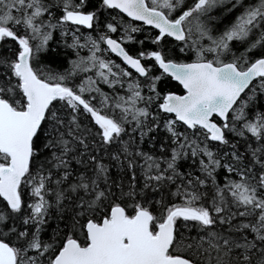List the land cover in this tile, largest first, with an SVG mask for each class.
Segmentation results:
<instances>
[{"label": "snow or ice", "instance_id": "6c2138e0", "mask_svg": "<svg viewBox=\"0 0 264 264\" xmlns=\"http://www.w3.org/2000/svg\"><path fill=\"white\" fill-rule=\"evenodd\" d=\"M0 264H264V0H0Z\"/></svg>", "mask_w": 264, "mask_h": 264}, {"label": "trees", "instance_id": "16d2710c", "mask_svg": "<svg viewBox=\"0 0 264 264\" xmlns=\"http://www.w3.org/2000/svg\"><path fill=\"white\" fill-rule=\"evenodd\" d=\"M137 35L139 38H142V34H135ZM147 43V42H146ZM127 47L129 48V50L131 51L133 48V45H127ZM135 47H138V45H136ZM114 59L117 60V62H120L116 57H113ZM173 84H175L174 82H172Z\"/></svg>", "mask_w": 264, "mask_h": 264}, {"label": "water", "instance_id": "95a60500", "mask_svg": "<svg viewBox=\"0 0 264 264\" xmlns=\"http://www.w3.org/2000/svg\"><path fill=\"white\" fill-rule=\"evenodd\" d=\"M118 59V58H117ZM175 83V82H174Z\"/></svg>", "mask_w": 264, "mask_h": 264}]
</instances>
